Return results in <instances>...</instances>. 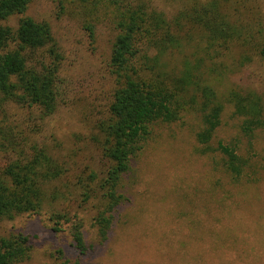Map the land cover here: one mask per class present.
Masks as SVG:
<instances>
[{"label":"trees","instance_id":"obj_1","mask_svg":"<svg viewBox=\"0 0 264 264\" xmlns=\"http://www.w3.org/2000/svg\"><path fill=\"white\" fill-rule=\"evenodd\" d=\"M33 1L0 0V20L18 16L15 25L0 24V122L18 106L36 112L42 123L66 102L63 58L51 25L24 15ZM189 1L168 19L153 0H55L57 17L78 18L91 42L98 24L115 30L107 63L114 81L112 99L93 136L100 159L93 156L96 164L84 156L76 165L61 160L27 135L35 123L19 130L1 127L0 219L38 213L46 202L65 200L76 189L81 203L100 201L93 221L103 240L112 212L124 200L125 178L136 170L154 126L179 119L182 111H194L200 120L195 133L200 151L218 153L225 172L235 179L242 175L248 161L236 147L221 140L212 145L221 122V96L241 118V133L251 138L264 128V94L231 86L220 96L216 83L255 58L264 59V36H255V14L252 8L242 10L240 0ZM228 3L238 6L232 10ZM257 33L263 34L262 28ZM226 56L229 64L222 60ZM48 219L55 231L71 221L76 249L87 251L76 216L53 210ZM30 249L27 235L0 236V264L24 261Z\"/></svg>","mask_w":264,"mask_h":264},{"label":"rangeland","instance_id":"obj_2","mask_svg":"<svg viewBox=\"0 0 264 264\" xmlns=\"http://www.w3.org/2000/svg\"><path fill=\"white\" fill-rule=\"evenodd\" d=\"M240 1L242 10L252 8L255 14V36H264V0ZM190 2L153 0L168 19ZM228 5L232 10L238 6ZM56 6L55 0H34L24 15L46 19L51 25L63 58L60 76L66 102L42 123L36 112L13 106L0 128L12 125L19 130L35 123L27 135L56 151L61 160L76 165L91 156L98 164L93 158H99L93 151L97 147L93 136L112 99L114 81L107 63L115 30L98 24L91 42L80 20L57 17ZM17 18L0 24L15 25ZM261 28L263 34H258ZM222 60L229 64L231 57ZM251 63L216 83L218 94L231 86L264 94V59ZM221 100V122L212 145L217 140L231 143L247 159L238 179L224 171L218 153L200 151L195 138L200 120L194 111H182L179 119L154 126L136 170L125 178L120 191L124 200L112 212L103 240L93 221L100 201L91 198L81 203L76 189H70L67 199L46 202L38 213L0 219V236L22 233L29 238V257L13 264H264V128L247 138L226 96ZM4 161L0 152V165ZM53 210L81 221L84 254L75 247L71 221L62 222L59 231L52 229L48 216Z\"/></svg>","mask_w":264,"mask_h":264}]
</instances>
